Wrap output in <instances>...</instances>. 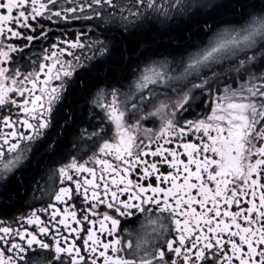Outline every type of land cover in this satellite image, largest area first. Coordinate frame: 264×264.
<instances>
[{"label":"snow or ice","instance_id":"snow-or-ice-1","mask_svg":"<svg viewBox=\"0 0 264 264\" xmlns=\"http://www.w3.org/2000/svg\"><path fill=\"white\" fill-rule=\"evenodd\" d=\"M208 7L0 0V264H264V0L184 29L167 55L118 47ZM138 216L151 228L124 240Z\"/></svg>","mask_w":264,"mask_h":264},{"label":"trees","instance_id":"trees-1","mask_svg":"<svg viewBox=\"0 0 264 264\" xmlns=\"http://www.w3.org/2000/svg\"><path fill=\"white\" fill-rule=\"evenodd\" d=\"M242 3H247V0H218L217 2H212L207 9H202L201 14L189 20L185 17L182 21L178 23H173L168 21L164 24H157L150 29L143 31L142 33L138 32L136 36L131 37L130 40H119L118 47L120 51L126 52L125 60L128 57L135 59L139 51H144L145 49H152L155 52L162 54H168L176 46L180 45L182 41L179 39L181 34L189 35L190 33L184 32V29H191L192 32H195L196 29L207 21V25L215 27L216 23L221 20H230L234 17L231 15V9L234 5H239ZM238 11L240 9H237ZM171 25V28H169ZM167 32V35L163 33ZM170 38L171 44H170ZM136 49L133 51L132 49ZM119 59V57H117ZM122 62L112 63L110 66L101 67L94 71L92 78H90L86 85L75 84L73 90L68 94L66 99V112L77 111L84 104V100L81 98L80 93L81 89L84 90V97L88 96L89 90H93L97 84H100L104 76H112L121 73ZM71 119V117H70ZM57 135V131L53 134V137ZM72 135L66 136L65 143L61 145V150L65 148L69 139ZM21 196H25V193L21 191ZM23 201H20L18 198L14 207L9 210V214L20 207Z\"/></svg>","mask_w":264,"mask_h":264},{"label":"flooded vegetation","instance_id":"flooded-vegetation-1","mask_svg":"<svg viewBox=\"0 0 264 264\" xmlns=\"http://www.w3.org/2000/svg\"><path fill=\"white\" fill-rule=\"evenodd\" d=\"M149 25L150 26H156V22L154 20H151L149 21ZM76 27V26H74ZM164 55H167V54H164ZM103 86V85H102ZM74 88V85L72 86V88L70 89V92L73 90ZM69 92V93H70ZM92 92L94 93L95 92V88L92 90ZM68 96V95H67ZM67 99V98H66ZM158 121H157V126H158ZM146 127H150L152 125L150 124H145ZM56 130H53L52 132V136L53 134L55 133ZM75 134L73 133V135L71 136V138L69 139L67 145L65 146V148H63L62 150H67V149H71L72 148V144L70 143V141L74 138ZM54 138V137H53ZM30 159V158H29ZM55 159V158H53ZM28 161H25V163H27ZM47 162V158L43 159L40 161V166L43 167V165ZM37 195H39V193H37ZM33 203L32 199H31V193H28L27 194V198L25 200H23V203L20 207H18L17 209H15L14 211H12L9 216L10 217H14V216H18V215H21V214H28L30 211H31V208L29 207V205ZM42 219H46V217H43L42 216ZM143 218L138 216L136 218H134L133 220L131 221H127V222H123L121 227L124 228L126 231H125V235L123 237L124 240H127L128 239V233H132V237H133V240L135 238V235L137 233H139L140 231L142 230H147L149 228H151V225L147 224L146 222L144 224H141V220ZM15 226V225H14Z\"/></svg>","mask_w":264,"mask_h":264},{"label":"rangeland","instance_id":"rangeland-1","mask_svg":"<svg viewBox=\"0 0 264 264\" xmlns=\"http://www.w3.org/2000/svg\"><path fill=\"white\" fill-rule=\"evenodd\" d=\"M218 0H205V2L208 4V5H210L212 2H217ZM157 24H164V23H166V22H168V21H161V20H157V19H153Z\"/></svg>","mask_w":264,"mask_h":264}]
</instances>
